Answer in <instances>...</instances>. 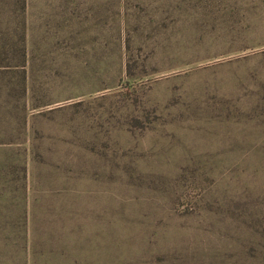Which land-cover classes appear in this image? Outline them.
Returning <instances> with one entry per match:
<instances>
[{"label":"rangeland","instance_id":"374dc122","mask_svg":"<svg viewBox=\"0 0 264 264\" xmlns=\"http://www.w3.org/2000/svg\"><path fill=\"white\" fill-rule=\"evenodd\" d=\"M7 2L0 264H264V0L132 76L119 48L55 44V2Z\"/></svg>","mask_w":264,"mask_h":264},{"label":"trees","instance_id":"16d2710c","mask_svg":"<svg viewBox=\"0 0 264 264\" xmlns=\"http://www.w3.org/2000/svg\"><path fill=\"white\" fill-rule=\"evenodd\" d=\"M29 1L8 0L5 6L8 15L13 18L19 12L21 17L26 15ZM43 1H53L57 4L53 20L55 44L65 46L64 49L69 51V54L76 51L80 43L86 42L112 52L119 48L128 76L133 75L135 57L145 48L151 47V54L159 49L165 56L171 55L172 51L184 53L188 49L196 48L206 35L215 39L216 23L227 27V20L230 19L225 18L229 0ZM228 14L231 15L232 12ZM24 20L25 18L20 20L23 32V50L20 56L22 61L26 62L28 56L24 50ZM207 28L209 31H205ZM134 47L138 50L134 51ZM251 48H227L224 54L245 52ZM116 54L113 52V56L118 58ZM151 54L149 55L152 56ZM96 55L98 54H93L92 57L97 59L99 56ZM195 59L201 57L197 56Z\"/></svg>","mask_w":264,"mask_h":264},{"label":"crops","instance_id":"0c3cea01","mask_svg":"<svg viewBox=\"0 0 264 264\" xmlns=\"http://www.w3.org/2000/svg\"><path fill=\"white\" fill-rule=\"evenodd\" d=\"M259 52L255 53V54H258V53H261V55H264V47L261 48V50H258Z\"/></svg>","mask_w":264,"mask_h":264}]
</instances>
